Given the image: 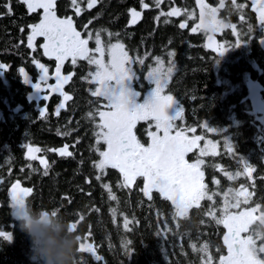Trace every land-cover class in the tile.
<instances>
[{
	"label": "trees",
	"instance_id": "1",
	"mask_svg": "<svg viewBox=\"0 0 264 264\" xmlns=\"http://www.w3.org/2000/svg\"><path fill=\"white\" fill-rule=\"evenodd\" d=\"M143 3L149 7L143 8L141 0H98L89 8L88 0H77L79 15L69 0H60L56 8L60 16L73 18L83 36L92 33V46L99 30L105 47L121 41L131 53L153 61L159 57L174 62L175 72L166 92L182 109L184 123L201 127L206 122L225 130L226 135L218 133L223 137L217 144L220 150L201 157L203 180L212 200H201L200 207L189 209L186 218L175 217V207L160 193L153 190L151 200L144 196L142 177L132 186L122 187L123 176L118 169L107 168L103 173L96 169L94 164L100 159L97 149L103 150V143L97 144L96 137L100 121L98 115L93 119L88 113H95L105 102L91 96L95 85L88 81L94 66L86 60L62 66L65 74H72V80L64 85L72 99L63 108L59 94L54 93L47 100L32 97L29 79L36 80L39 74L33 61L50 71L56 66L54 59L43 55L42 38H37L35 51L27 47L28 26L40 20L42 11L29 13L20 0H0V63L10 66L7 71L0 70V230L12 234L10 243L0 238V264H35L37 259L30 256V241L20 230L9 205V189L15 182L33 190L26 202L34 209H54L70 223L84 216L76 232L83 237L91 231L89 242L102 259L97 261L90 254L81 253L79 264H208L209 256L210 264H217L218 255L226 250L225 228L208 213L214 212L220 218L226 197L221 194L224 188L213 180L223 182L229 179L226 173H243L245 163L255 169L249 184L246 175L241 174L229 179L232 188L237 192L240 185H248L254 193L249 204H259L264 209V130L253 113L244 81L247 76L256 81L264 100V47L260 40L264 31L259 27L257 13L252 7L241 10L232 0H223L218 16L228 25H236L241 45L228 49L222 57L206 47L208 32H191L198 23L195 0H162L159 6L155 0ZM206 3L218 7L221 0ZM236 3L246 5L245 0ZM5 4H10L11 14ZM132 8L142 11L135 24L129 23ZM175 8L180 9L179 16L161 15ZM182 22H187L188 27L181 29ZM217 36L228 47L237 39L230 27ZM21 68L27 73L26 78ZM149 125V121L136 125L140 139ZM229 144L233 153L227 149ZM64 145L69 146L72 157H61L53 151ZM28 146L41 149L36 160L28 159ZM40 158L48 161L47 175ZM98 175L100 180L96 179ZM105 184L116 200L109 198ZM234 196L230 193L227 199ZM125 217L130 221L128 229L124 227ZM258 223L253 222L250 232L256 241L262 236L261 244L264 234L254 231ZM205 244L207 252L201 250Z\"/></svg>",
	"mask_w": 264,
	"mask_h": 264
},
{
	"label": "snow or ice",
	"instance_id": "2",
	"mask_svg": "<svg viewBox=\"0 0 264 264\" xmlns=\"http://www.w3.org/2000/svg\"><path fill=\"white\" fill-rule=\"evenodd\" d=\"M20 2L26 5L29 13L43 10L39 22L28 26L30 34L27 36V47L35 51L37 38L43 37L45 42L40 45L43 49V55L54 58L56 61L54 76L56 83L54 85H47L50 78L48 68L39 61H33L41 73L40 83L36 84L37 89L45 84L47 89L43 88L44 92L47 90L59 93L63 97V102L70 101L72 96L64 91V85L72 80V75L61 74L64 62L70 58L73 65L78 60H86L89 64L96 66V70L89 73L91 79L88 82L95 85L94 90H91V96L99 98L105 103L96 108L95 113L90 111L88 117L94 119V116L98 115L100 123L97 125L99 129L96 132L97 144L102 141L106 148L103 151L97 149L100 159L94 164V167L101 173L107 168L118 169L123 176L122 187H129L136 181L137 177H142L144 180L142 189L144 196L151 200L153 190L160 193L166 200L171 201V204L175 207V217L186 218L189 209L200 207L201 200L207 198L211 201L213 197L208 194L207 185L203 183L204 173L200 167L204 161L197 159L195 163H189L185 159L186 154L197 147L198 142L203 137L189 138L183 129H177L172 134L173 128L176 127L174 121L180 117L182 111L177 106L172 116L166 113L167 108L174 104L177 105V101L172 95L163 94L172 68H168L167 72L162 71L163 61L157 57L156 61L159 67L148 72L146 77L155 87L143 103H137L136 98L140 93L130 91L126 87L133 81L134 77L138 78V76L128 66L132 63V58L125 50L124 44L120 42L109 43L105 48L101 33L98 30L95 33V48H89V40L93 38L92 33L89 32L87 38H82L81 32L77 31L71 17H58L56 12L57 0H20ZM195 2L200 9V16L199 23L191 28L192 33H196L198 30L215 33L222 27H231L233 34L237 37L232 47L215 43L213 37L208 36V47L216 55H223L228 49L241 45L240 34L236 31V25H226L217 20V9L210 7L205 3V0H195ZM71 3L76 9V14L79 15L81 9L77 4V0H71ZM97 3L98 0H88V7L92 8ZM161 3L162 0H155L157 6ZM251 3L252 11L258 14L260 28L264 29V0H251ZM141 4L145 9L149 7L148 4L143 3V0H141ZM232 4L241 10L246 7L244 4H237L236 0H232ZM4 7L7 8L8 14H11L10 4H5ZM221 7H223V0H221ZM129 13L131 16L129 23H137L141 17V12L132 8ZM180 14L181 11L178 8L167 13H161L162 16L166 15L168 17L179 16ZM241 19L243 20L244 17L241 16ZM179 27L185 29L188 24L182 22ZM249 32H251V27H249ZM109 35L112 34L109 33ZM106 54L109 57L107 63L104 60ZM173 54L170 53V55ZM139 62L143 64L144 60L141 59ZM9 67L0 63V70L7 71ZM20 72L25 78L27 77L24 69L21 68ZM48 98V95L45 94V99ZM63 102L60 105L61 108L64 107ZM41 115H43V112H41ZM141 120L155 122L156 132L149 133L151 142L147 146L137 139L133 131L137 122ZM203 127L212 132L206 124ZM189 131L194 132L195 129ZM160 132L163 134L160 135ZM207 144L211 146V154L215 155L217 145L212 141H208ZM40 151L41 149L38 147L28 146V159L36 160L35 153ZM53 151L61 157L73 156V152L69 151L68 145ZM228 151L233 153V147L230 144ZM200 154H209L207 146L201 149ZM39 163L45 169L44 175H47L49 167L47 159L40 158ZM254 171L255 169L251 165L245 163L243 173L237 172L235 176L230 173H226V175L230 180L241 174L251 178ZM96 179L100 180L101 177L98 175ZM214 183H218V181H214ZM104 188L108 190L111 200L117 199L115 195L111 194V188L107 184L104 185ZM32 191L31 188L21 187L19 182L13 183L9 192L11 206L23 205ZM253 194L244 185H241L236 192L235 203H228L227 193H225V205L220 218H216L214 212L208 213L215 219L217 224H223V227L227 230L223 235L227 255L219 257V264H264V258L260 256L264 253V243L257 247L253 235L249 234L243 237L241 235L249 232V227L254 221L264 219V209H261L260 205L257 204L255 207L244 208L237 212L229 211L230 208L240 209L242 203L248 204ZM241 197H243V200L240 199ZM257 212H259V215H254ZM83 219L84 216L80 215L78 221L71 222V229L77 231L78 223ZM129 223L130 221L125 217L124 227L126 229L129 228ZM91 235V231L83 237L78 235L80 241L78 251L83 254H90L94 260L99 261L102 258L97 255L94 244L89 242ZM0 238L10 243L12 234L0 230ZM128 243H131V241ZM207 248L208 245L205 244L201 250L207 252ZM211 259L212 257L209 256L208 264H210Z\"/></svg>",
	"mask_w": 264,
	"mask_h": 264
},
{
	"label": "rangeland",
	"instance_id": "3",
	"mask_svg": "<svg viewBox=\"0 0 264 264\" xmlns=\"http://www.w3.org/2000/svg\"><path fill=\"white\" fill-rule=\"evenodd\" d=\"M41 11L43 12V10L41 9ZM198 11H199V15H198V23H199V16H200V9H199V7H198ZM139 12H141V14H142V11H139ZM57 16L58 17H60V18H68V17H62V16H60L58 13H57ZM257 16H258V14H257ZM216 18H217V20H219V21H222L221 19H219L217 16H216ZM140 19V18H139ZM138 19V20H139ZM39 22V21H38ZM37 22V23H38ZM224 24H226V25H228L226 22H224V21H222ZM197 23V24H198ZM75 25V24H74ZM231 25H233V24H231ZM260 27V26H259ZM77 28V27H76ZM227 27H222V28H220L218 31H216L215 33H211V32H208V35H207V38H206V47H208V44H209V40H208V36L209 35H211L212 37H213V41L215 42V43H219V44H224L225 45V41H221L220 39H219V37L217 36V34L219 33H221L224 29H226ZM231 28V27H230ZM232 29V28H231ZM77 31H79L78 29H77ZM29 34H30V28H29ZM81 35H82V38H87L88 37V35L87 36H83V34L81 33ZM38 38H42L43 40H42V42H41V44H43L45 41H44V38L43 37H38ZM261 44L263 45V47H264V42H262V41H264V35L261 37ZM104 43H105V41L104 40H102ZM118 42H120V43H122L121 41H118ZM114 43H117V42H114ZM123 44V43H122ZM90 45V44H89ZM89 48H92V49H94L95 48V43H94V45L92 46V45H90L89 46ZM105 48H107V47H105ZM209 48V47H208ZM211 49V48H210ZM126 50V49H125ZM127 51V50H126ZM128 53H129V56L132 58V63L130 64V65H128L129 67H131L132 68V70L137 74V76H138V78H135L134 77V79H133V81L132 82H130L128 85H126V87H128L129 88V90L130 91H138L139 93H140V95L136 98V102L137 103H143L144 102V100L149 96V94L151 93V91L153 90V88L155 87V85L154 84H151L147 79H146V77H147V75H148V72H150V71H153V70H155V69H157L159 66H158V64H157V61L155 60V61H153V60H151V59H148L145 55H138V54H135V53H131V52H129V51H127ZM228 53V50L223 54V55H220V56H222V57H225L226 56V54ZM98 55V54H97ZM52 59H54V58H52ZM141 59H143L144 60V63L143 64H140V60ZM104 60H105V63H107L108 61H109V57L107 56V54L105 55V57H104ZM162 61H163V67H162V71H164V72H167V69L168 68H172V72H171V75L168 77V83H169V81H170V79H171V77H172V75H173V73L175 72V64H174V62L173 61H171V60H167V59H161ZM54 61H55V59H54ZM79 61V60H78ZM77 61V62H78ZM67 62H70L71 63V59L69 58L68 60H66L65 62H64V64L65 63H67ZM55 65H56V61H55ZM94 66V70L92 71V72H94L95 70H96V66L95 65H93ZM47 67V66H46ZM48 68V67H47ZM49 70V69H48ZM38 71H39V74H38V76H37V79L36 80H30L29 79V82H30V84L32 85V87H33V92H32V97H34V98H36V99H40V98H45V94H47L48 95V97L49 96H51L52 94H54V92H51V91H47L46 90V92H44V90H43V88H45V89H47V85H54L55 83H56V81H55V78H54V76H55V67L50 71H48V76L50 77L49 79H48V81H47V85H45V84H42V87L40 88V89H37V87H36V84H38V83H40V75H41V73H40V70L38 69ZM61 74L62 75H69V74H65L63 71H62V68H61ZM72 75V74H71ZM244 81H245V83L247 84V86H248V90H249V98H250V100H251V103H252V109H253V113H255V116H256V119H258V121L260 122V128L262 129V130H264V100H263V98H262V96H261V89H260V86H259V84L256 82V81H254L253 79H251L250 78V76H247V77H245V79H244ZM167 83V84H168ZM166 88H167V86L165 87V89H164V92H163V94H165V95H169L167 92H166ZM55 94H59V93H55ZM60 95V94H59ZM62 102H63V97H62ZM61 102V103H62ZM64 103V105H65V102H63ZM61 105V104H60ZM177 106H178V103H177V105H172V106H170L169 108H167L166 109V113L169 115V116H172L173 114H174V112H175V110H176V108H177ZM179 107V106H178ZM61 108V107H60ZM181 109V108H180ZM141 121H149L150 122V125H149V128H147L148 130L146 131V133H143V135L141 136V139H140V137L138 136V134H137V132H136V129L134 128V133H135V135H136V137H137V139L142 143V144H144L145 146H147L150 142H151V140H150V136H149V133L150 132H156V128H155V122L154 121H152V120H141ZM140 121H138L137 122V124L139 123ZM136 124V125H137ZM174 124H175V128H173V130H172V134H174L175 133V131L177 130V129H183V130H185V134L189 137V138H193V137H195V136H201V137H203V139L202 140H200L199 142H198V145H197V147H195L191 152H189V153H187L186 154V156H185V159L189 162V163H195L196 162V160L197 159H200V160H203V158H201L203 155H201L200 154V152H201V149H203V148H205L206 146H207V148H208V152H209V154H211V152H212V149H211V146L210 145H208L207 144V142L208 141H212L213 143H215L216 145H217V143L219 142V139L218 138H215V137H212V135H214V134H217V133H219V132H224L225 130L222 128V129H219V128H217V127H215V126H209V125H207V123L205 122L203 125H207V127L208 128H210L211 130H212V132H209L208 130H207V128H205V127H203V126H201V127H196V126H189V125H186L185 123H184V120H183V118H182V113H181V115H180V117L178 118V119H176L175 121H174ZM190 129H195V131L193 132V131H189ZM99 131V130H98ZM160 135H162L163 133L162 132H160L159 133ZM224 134V133H223ZM207 135V136H206ZM209 135H211V136H209ZM224 135H226V134H224ZM209 136V137H208ZM262 136V135H261ZM227 139H228V137H226ZM225 138V139H226ZM226 139V140H227ZM101 143H103L102 141H101ZM218 146V145H217ZM31 147H34V146H31ZM105 148H106V145H104L103 144V150H105ZM228 149V148H227ZM102 150V151H103ZM220 149H218V147H216V149H215V153H217L218 151H219ZM39 153V152H38ZM38 153H35V155L37 156L38 155ZM27 154H28V149H27ZM204 161V160H203ZM248 164H250L251 165V163H248ZM201 167V166H200ZM201 171H202V169H201ZM239 176H241V175H239ZM138 178V177H137ZM246 178H247V180H246V184H247V181H248V184H249V180H250V178L249 177H247V175H246ZM16 183V182H15ZM203 183L205 184V185H207V182L206 181H204L203 180ZM134 184V183H133ZM132 184V185H133ZM131 185V186H132ZM143 186H144V180H143ZM241 186V185H240ZM239 186V187H240ZM21 187H25V186H23L22 184H21ZM233 187V186H232ZM230 188L231 190V193H233V194H235V196H236V191H234L233 190V188ZM238 187V188H239ZM247 189H248V191L250 192V189H249V187H248V185L247 186H245ZM27 188V187H26ZM209 187L207 186V189H208ZM10 189H11V187H10ZM10 189H9V192H10ZM240 189V188H239ZM238 189V190H239ZM235 196H234V199H230V203H235ZM27 199V198H26ZM241 200H243V197H241L240 198ZM25 202H26V200H25ZM201 202V201H200ZM9 205L11 206V199H10V196H9ZM251 207H255V206H252V205H250L249 203L248 204H241V206H240V209H235V208H230L229 209V211H232V212H237V211H240V210H243L244 208H251ZM11 209H12V206H11ZM12 211H13V215H14V217H16V214H15V211L12 209ZM254 215H256V216H258L259 215V212H257V213H255ZM252 226L250 225V227H249V234H253V232L251 231L250 232V228H251ZM227 231V230H226ZM242 235V234H241ZM246 235H248V234H246ZM253 238H254V236H253ZM261 238H262V236H260L259 237V239H258V241H256L257 242V247H259L260 246V240H261ZM255 239V238H254ZM262 244V243H261Z\"/></svg>",
	"mask_w": 264,
	"mask_h": 264
},
{
	"label": "clouds",
	"instance_id": "4",
	"mask_svg": "<svg viewBox=\"0 0 264 264\" xmlns=\"http://www.w3.org/2000/svg\"><path fill=\"white\" fill-rule=\"evenodd\" d=\"M20 230L30 241L35 264H79L80 241L67 218L58 211L34 209L29 203L12 207ZM254 231L264 234V219Z\"/></svg>",
	"mask_w": 264,
	"mask_h": 264
},
{
	"label": "flooded vegetation",
	"instance_id": "5",
	"mask_svg": "<svg viewBox=\"0 0 264 264\" xmlns=\"http://www.w3.org/2000/svg\"><path fill=\"white\" fill-rule=\"evenodd\" d=\"M60 0H57V4H58V2H59ZM70 2H71V0H69ZM245 2H246V9H247V7H249V9H251V7H252V3H251V0H245ZM205 3H206V0H205ZM207 4V3H206ZM210 6V5H209ZM198 7V6H197ZM211 7V6H210ZM221 7V3L218 5V7H213V8H216L217 9V17L219 18V11H218V8H220ZM56 12H57V8H56ZM58 13V12H57ZM63 17V16H62ZM69 17H71V16H69ZM131 17V16H130ZM72 18V17H71ZM73 19V18H72ZM220 19V18H219ZM74 21V20H73ZM258 23H259V20H258ZM263 31H264V29H262ZM220 133V132H219ZM217 137H216V136ZM216 137V138H218L219 139V142L217 143V144H220L221 143V140H222V138L223 137H221V136H219L218 135V133L217 134H214V135H212V137ZM209 137V136H208ZM224 138H225V136H224ZM224 140V139H223ZM201 169H202V167H201ZM213 181H218V180H213ZM216 184V186H219V187H223L224 189H222V192H221V194H223V195H225V193H227V195H229L230 193H231V191H230V188L233 186V184H232V182L229 180V179H226V180H223V182H220V181H218V183H215ZM219 193H218V191H217V196L219 197V195H218ZM227 201H228V203H230V198H228L227 199ZM231 204V203H230ZM253 224H251V226H252ZM225 232H226V229H225ZM246 234H248L249 235V233H242V237L243 236H246ZM221 255H227V248H226V250H225V252L224 253H221V254H219L218 255V258H217V260H216V263L217 264H219V257L221 256ZM260 256H261V258H264V253H262V254H260ZM212 263H213V261H212Z\"/></svg>",
	"mask_w": 264,
	"mask_h": 264
}]
</instances>
